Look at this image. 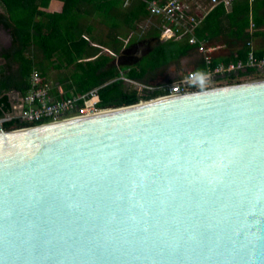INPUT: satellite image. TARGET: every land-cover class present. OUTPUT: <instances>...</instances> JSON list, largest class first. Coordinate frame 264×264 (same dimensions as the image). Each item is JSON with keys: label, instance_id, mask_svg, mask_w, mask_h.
<instances>
[{"label": "water", "instance_id": "obj_1", "mask_svg": "<svg viewBox=\"0 0 264 264\" xmlns=\"http://www.w3.org/2000/svg\"><path fill=\"white\" fill-rule=\"evenodd\" d=\"M0 264H264V76L0 124Z\"/></svg>", "mask_w": 264, "mask_h": 264}, {"label": "trees", "instance_id": "obj_2", "mask_svg": "<svg viewBox=\"0 0 264 264\" xmlns=\"http://www.w3.org/2000/svg\"><path fill=\"white\" fill-rule=\"evenodd\" d=\"M164 2L165 0H159ZM7 13L8 26L13 36L12 54L19 60L18 74L0 76V87H15L24 94L29 89V76L38 70L41 82L50 81L49 72L59 71L52 83L55 99L81 95L98 87L95 106L119 107L136 103L140 97L149 99L166 91L165 87L154 90L143 88L141 94L133 83L148 84L155 72L184 56L195 57V69L204 72L202 55L195 45L185 38L161 40L160 21L149 25L142 33L130 36L138 21L146 19L150 12L147 0H0ZM253 5L248 0L234 2L230 6L217 4L203 17L194 34L197 38L230 31L241 47L224 62L245 59L249 51L247 42L263 36L255 19L250 31L249 11ZM229 10H228V9ZM261 18V17H260ZM227 20V24L223 21ZM104 24L95 32L96 23ZM227 27V28H226ZM264 37V36H263ZM34 44V56L29 49ZM144 50H140V46ZM104 48L119 55L108 54ZM28 52V55H26ZM200 54V53H199ZM254 56L264 59V44L254 48ZM217 60H214L216 63ZM264 76L258 67L245 66L229 72L217 82L235 83L249 78ZM127 79V80H126ZM160 85V84H154ZM82 101H78L81 105ZM11 105L6 96L0 98V117L10 115ZM27 126L17 116L2 122L4 129Z\"/></svg>", "mask_w": 264, "mask_h": 264}, {"label": "built area", "instance_id": "obj_3", "mask_svg": "<svg viewBox=\"0 0 264 264\" xmlns=\"http://www.w3.org/2000/svg\"><path fill=\"white\" fill-rule=\"evenodd\" d=\"M234 2L235 0H209V9L217 4L230 6ZM124 3L126 4L127 0ZM146 3L150 14L160 18L161 39L180 40L185 38L189 44L195 45L197 51L201 53L206 69L204 72H200L197 69L188 70L181 77L172 80L168 84H142V87L138 89L139 94L142 93L141 90L143 88L154 90L158 87L166 88V91L158 96L185 93L199 88L213 86L219 83L214 80L215 77L237 71L245 66H254L258 67V69L264 68V59H257L254 56V48L251 40L247 42L249 51L245 59H236L228 62L217 61L214 63L210 48L203 39L197 38L194 34L196 26L201 22L203 17L196 15L191 10L192 0H165L164 2L147 0ZM254 28L255 24L251 20L249 29L253 31ZM29 85V89L24 94H21V110L17 116L27 126L68 119L70 116L106 109L95 106L98 87L92 88L81 95L55 99L52 91V83L49 80L41 82L40 73L35 69L30 73ZM79 100L82 101L81 105H78ZM143 100L145 98L140 97L137 102ZM11 117L13 116L7 115L6 117H0V124Z\"/></svg>", "mask_w": 264, "mask_h": 264}, {"label": "crops", "instance_id": "obj_4", "mask_svg": "<svg viewBox=\"0 0 264 264\" xmlns=\"http://www.w3.org/2000/svg\"><path fill=\"white\" fill-rule=\"evenodd\" d=\"M244 0H235V2H241ZM250 5H253L249 11V19L255 22L257 19L259 23V30L264 32V0H248ZM209 0H192L191 10L199 16L204 17L209 10ZM228 9V8H227ZM229 10V9H228ZM7 13L3 7V4L0 2V76L7 75L10 73L18 74L19 68V60L15 58L12 54V46H13V36L11 33V29L8 26V20L6 17ZM261 17V18H260ZM147 19H152V24L155 21H160L158 16L150 14ZM203 19V18H202ZM202 21V20H201ZM201 23V22H200ZM200 23L197 25L199 26ZM227 24V20L223 21V24ZM227 28V27H226ZM264 36V35H263ZM257 36L251 40L253 48L260 47L264 44V37ZM159 38L161 39L160 35ZM205 41L206 45L210 48V53L214 60L223 61L225 57L233 54L236 55V51L241 47V42L236 41L234 36H230V31L225 30L221 33L213 34L210 38H201ZM163 40V39H161ZM108 53L115 56V54L107 48H104ZM34 44L31 45L29 49V55L34 56ZM199 56L201 53L197 52ZM28 55V52H26ZM202 57V56H201ZM117 63V58H115ZM192 67L191 69H195V57H192L191 60ZM189 69V70H191ZM157 84V83H156ZM2 96H6L12 111L11 116H18L21 110L20 107V97L21 93L15 87L9 88H1L0 87V98ZM55 97V96H54Z\"/></svg>", "mask_w": 264, "mask_h": 264}, {"label": "rangeland", "instance_id": "obj_5", "mask_svg": "<svg viewBox=\"0 0 264 264\" xmlns=\"http://www.w3.org/2000/svg\"><path fill=\"white\" fill-rule=\"evenodd\" d=\"M152 22H153L152 19H147V18L144 20L138 21V23L135 24V28L129 32V35L133 36V35H135V33H138L137 31H140V33H142L145 29H147L149 27V25L152 24ZM95 23H96L95 32L98 31V29L100 27L103 28V26H104V24H102V23H97V22H95ZM144 48L145 47L142 45V46H140L139 49L143 51ZM108 54H110V53H108ZM118 57H119V55L115 54V58H117V60H118ZM191 60H192L191 56L190 57L184 56L176 62L169 63L166 67L155 72L154 76L149 78L148 84H152V85H154L156 83L157 84H168L172 80L181 77L186 71L191 69V67H192ZM58 74H59V71L54 70V69L49 72V79H50L51 83H53L54 80H56V77ZM219 83L224 84L225 82L221 81ZM134 86L137 88L136 85H134Z\"/></svg>", "mask_w": 264, "mask_h": 264}]
</instances>
